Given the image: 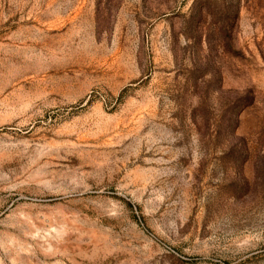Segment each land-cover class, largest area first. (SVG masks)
<instances>
[{"label": "rangeland", "instance_id": "rangeland-1", "mask_svg": "<svg viewBox=\"0 0 264 264\" xmlns=\"http://www.w3.org/2000/svg\"><path fill=\"white\" fill-rule=\"evenodd\" d=\"M0 264H264V0H0Z\"/></svg>", "mask_w": 264, "mask_h": 264}]
</instances>
